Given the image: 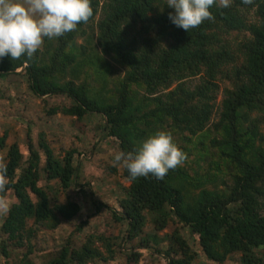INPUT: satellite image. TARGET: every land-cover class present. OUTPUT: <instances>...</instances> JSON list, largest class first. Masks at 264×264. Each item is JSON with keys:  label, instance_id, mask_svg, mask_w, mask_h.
Returning <instances> with one entry per match:
<instances>
[{"label": "trees", "instance_id": "obj_1", "mask_svg": "<svg viewBox=\"0 0 264 264\" xmlns=\"http://www.w3.org/2000/svg\"><path fill=\"white\" fill-rule=\"evenodd\" d=\"M91 6L87 23L44 38L30 59L0 57V100L11 99L7 77L20 75L27 86L19 88L21 96L43 98L47 116L82 120L95 114L101 123L92 128L116 139L124 152L166 130L187 159L162 180L149 175L131 181L113 208L101 200L108 214L98 227L92 222L99 216H83L69 195L84 179L81 150L55 151L43 128L34 140L29 128L23 152L6 126L0 162L7 165L3 195L11 207L0 215V263L104 264L119 255L124 264H146L140 250L147 249L165 264H191L199 248L217 264H230L226 260L236 252L242 264H263L264 0L214 4V19L188 32L170 21L174 9L166 0H91ZM131 19L140 29L133 30ZM219 80L228 86L217 103ZM50 96L67 102L50 103ZM103 168L112 175L111 167ZM122 176L130 181L124 167ZM77 217L71 232L53 237ZM40 230L52 232L42 249ZM136 239L139 249L131 243ZM122 243H128L123 250ZM21 248V257L9 262Z\"/></svg>", "mask_w": 264, "mask_h": 264}, {"label": "rangeland", "instance_id": "obj_2", "mask_svg": "<svg viewBox=\"0 0 264 264\" xmlns=\"http://www.w3.org/2000/svg\"><path fill=\"white\" fill-rule=\"evenodd\" d=\"M102 1L103 0H101V2ZM98 16L99 11L97 18ZM128 23L133 27L134 31L140 29L137 23H133V19L129 20ZM149 36L154 37V32H149ZM81 41V39H78L77 43ZM119 70L120 69L115 67L113 73L117 74ZM20 79H22L20 75H11L9 78L7 77L4 83V87H6L8 91L7 95L11 99L9 101L0 100V134L4 131L6 126L12 128L10 131V138L17 140L21 145L22 151L25 152V144L28 141V129L30 128L34 140L35 133L39 131V128H43L47 134L46 139L50 142V145L55 151L61 148L81 150L79 156L80 161L86 160V163L83 162L82 164V171H80V177L84 179L82 178L83 180L80 182L81 190H79L80 188L78 187H72L69 191V195L72 200H77L79 202L83 216H86V214L93 215V218L99 216V218L94 221L92 219V225L97 223V226L101 227L103 225L102 217L104 218L105 215L108 214V210L105 206H101L99 202L103 200L111 208L117 206L119 198L123 196V190L130 184V181L122 176V165H116V172L112 173V167L114 166L113 155L116 151H121L118 141L108 137L101 138L100 129H98L97 126L96 128H92L94 122L95 124L101 123L95 114L88 113L84 115L82 120H78L75 117H65L60 113L47 116L45 110L48 109L49 105L41 100L43 98L40 99L38 96L33 97V94H30L28 97L21 96L19 88L27 86H25L26 84H22ZM190 81L191 83H195L197 78H192ZM219 85L220 90L217 95V103H219L222 98V89L228 86L227 82L223 80H219ZM45 100H49L50 103L54 102L53 104L57 105H62L67 102L66 98L63 96H50ZM213 118L215 119V115ZM103 166L111 167L110 171L112 175H108L106 172L104 173ZM85 179L87 180L86 182L84 181ZM9 199H11V194H9ZM59 199L61 202L66 201V197L63 194H59ZM97 205L99 207H97ZM77 221L78 217L73 219L70 224H61L57 231L53 233V237L56 238L60 234L65 235L71 232ZM120 228V226L116 228V234H118ZM51 236L52 232L48 230L38 231L37 247L39 249L45 248L46 243H50ZM74 240L78 242L76 237ZM138 242V239H136L131 243L135 248L139 249ZM119 243V238H117V244ZM127 244L128 243H122V250L127 247ZM197 249L200 252L199 248ZM140 251L143 253V259L146 260V264H165L162 257L155 254L156 251H149L147 249H141ZM22 252L23 248L18 252L14 251L12 256L7 260H9V262L17 260V258L21 257ZM45 252H47V250ZM199 252L191 264H217V262L204 259ZM149 253L151 254L149 255ZM240 255V252L233 253L227 258L226 262L230 264H242L239 260ZM124 261L125 260L118 255L113 260L104 264H124Z\"/></svg>", "mask_w": 264, "mask_h": 264}, {"label": "clouds", "instance_id": "obj_3", "mask_svg": "<svg viewBox=\"0 0 264 264\" xmlns=\"http://www.w3.org/2000/svg\"><path fill=\"white\" fill-rule=\"evenodd\" d=\"M231 3L232 0H166L167 6L174 9V13L168 14L170 21L186 32L205 20H213L209 9L214 4L226 8ZM242 3L252 5L254 0ZM92 16L91 0H0V57L30 59L41 48L44 38L62 37ZM186 159L171 132L157 130L141 141L135 151H116L113 164L128 170L130 182L149 175L162 180ZM8 184L7 165L0 162V215L10 211V202L3 195Z\"/></svg>", "mask_w": 264, "mask_h": 264}]
</instances>
